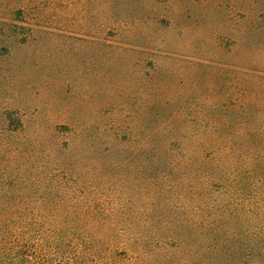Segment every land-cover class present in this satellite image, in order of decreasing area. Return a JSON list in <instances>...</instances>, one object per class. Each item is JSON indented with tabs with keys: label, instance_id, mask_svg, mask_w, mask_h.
Listing matches in <instances>:
<instances>
[{
	"label": "trees",
	"instance_id": "obj_1",
	"mask_svg": "<svg viewBox=\"0 0 264 264\" xmlns=\"http://www.w3.org/2000/svg\"><path fill=\"white\" fill-rule=\"evenodd\" d=\"M34 1L43 0H0V50L8 55L57 36L42 24L45 7L35 8ZM158 3L136 0L129 11L114 0L102 6L99 43L108 49L107 62L137 67L147 51L135 41H152L147 32L158 29L160 50L132 81L135 90L147 89L145 98L137 97L127 122L125 115L111 120L128 125L127 138L118 143L114 130L94 122L97 127L69 123L61 125L70 133L68 146L62 151L57 140L51 143L56 156L82 152L112 161L128 152L127 159L140 158L136 169L149 174L136 188L146 201L134 206L138 216L146 213L148 234L143 237L137 224L133 242L112 237L107 251H80L78 241L69 255L57 254L63 243L56 253L43 243L29 254L30 229L25 225L20 236L8 235L4 218L11 211L0 207V264H264V0L186 1L173 17ZM117 11L123 15L115 39H107ZM162 21L165 29L184 26L186 35L197 25L198 36L177 45L170 36L160 37ZM4 119L16 125L5 128L9 139L43 132L26 128L17 115ZM113 242L128 248L121 262L107 255Z\"/></svg>",
	"mask_w": 264,
	"mask_h": 264
},
{
	"label": "rangeland",
	"instance_id": "obj_2",
	"mask_svg": "<svg viewBox=\"0 0 264 264\" xmlns=\"http://www.w3.org/2000/svg\"><path fill=\"white\" fill-rule=\"evenodd\" d=\"M104 1H34L35 8L45 7L42 24L58 38L19 46L10 55L0 50V207L11 211L4 218L8 235L20 236L25 225L30 229L29 254L42 248L43 243L44 248L50 246L49 251L56 253V246L63 243L57 254L69 255L78 241H82L80 251L91 253L100 246L101 251H107L112 237L133 242L137 224L143 237L148 234L146 213L138 216L134 206L146 201L144 191L136 188L138 180L149 174L148 170L136 169L140 158L127 159L128 152L113 156L112 161L82 152L56 156L51 147L52 140L58 141L62 151L68 146L70 133L61 125L69 123L102 125L105 130H114L121 143L127 138L128 125H112L111 120L125 115L127 122L137 97L146 96L147 89L135 90L132 81L136 72L146 73L150 57H155L152 53L159 52L158 29L148 30L152 41H135L147 51L137 67L119 65L111 59L107 62L108 49L99 43ZM158 1L160 11L167 17H173L175 9L186 1L199 2ZM114 2L118 8L127 7V11L136 4V0ZM122 15L121 11L114 12L115 21L108 24L105 32L107 39H115ZM166 23L160 22V37L170 36L177 45L188 37L184 26L182 29L176 23L178 26L165 29ZM199 28L192 25L189 36L196 39ZM34 35L40 38L42 33ZM91 41L97 44L86 47ZM8 114L19 116L26 128L43 132L40 136L30 132L28 137L17 135L9 139L5 128L16 125L4 119ZM52 128L58 129L52 133ZM11 140L20 146L12 147ZM36 140L40 142L35 144ZM58 159L64 162L59 163ZM112 162L123 164L110 168ZM94 166L100 167L92 171ZM113 243L107 255L117 256L121 262L128 255V248Z\"/></svg>",
	"mask_w": 264,
	"mask_h": 264
}]
</instances>
